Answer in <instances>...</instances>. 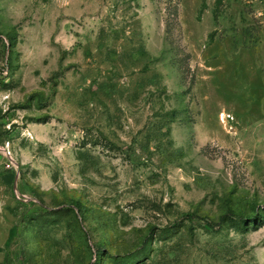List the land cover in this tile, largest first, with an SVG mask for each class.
<instances>
[{"label":"rangeland","instance_id":"374dc122","mask_svg":"<svg viewBox=\"0 0 264 264\" xmlns=\"http://www.w3.org/2000/svg\"><path fill=\"white\" fill-rule=\"evenodd\" d=\"M0 264H264V0H0Z\"/></svg>","mask_w":264,"mask_h":264},{"label":"trees","instance_id":"16d2710c","mask_svg":"<svg viewBox=\"0 0 264 264\" xmlns=\"http://www.w3.org/2000/svg\"><path fill=\"white\" fill-rule=\"evenodd\" d=\"M74 206H75V208H76L77 210H80V209H81V207H80V204H79V203H74ZM209 225H210V224H209ZM210 226H212V225H210ZM11 237H12V235H10V237H9V240H8L7 244L9 243V241H10Z\"/></svg>","mask_w":264,"mask_h":264}]
</instances>
